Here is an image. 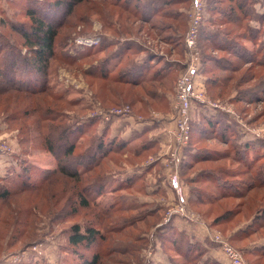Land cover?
Returning a JSON list of instances; mask_svg holds the SVG:
<instances>
[{"label":"rangeland","instance_id":"374dc122","mask_svg":"<svg viewBox=\"0 0 264 264\" xmlns=\"http://www.w3.org/2000/svg\"><path fill=\"white\" fill-rule=\"evenodd\" d=\"M137 1L87 0L79 4L69 16L64 17L59 26L58 49L68 51L72 55L81 48H90L91 52L90 56L78 62L65 60L61 54L56 56L50 65V83H57L58 88L66 92L65 98L72 100L75 104L69 109L65 108L61 117L64 124L68 126L87 119L88 114L95 107L104 110L123 106L130 108L129 117L118 118L119 123L115 125L117 128L115 132H112L115 126L113 128L107 126L116 122L115 120L106 124L98 119L99 122L95 123L94 129L92 127V130L83 138L90 139L93 134L97 138H117L129 142L124 155L115 157L117 158L116 162L114 160L108 162L110 158L105 161L103 173L109 175L110 179H123L133 174H141L144 178V186L150 192L149 187H153L158 178L163 177L168 181V172L164 164L170 161V156L167 158L163 155L168 142L167 140L162 141L161 134L174 127L173 123L168 122V119L173 114V104L176 102V81L191 55L186 49V38L188 29L192 25L190 12H192L193 0H139V3ZM250 1L253 4L250 16L233 26L234 18L222 20L226 10H229L227 0H200L199 20L195 24L196 53L194 52V55L200 61L197 78L200 91L197 93L201 94L206 102L191 101L190 122L193 123L194 130L191 143L196 149L188 151V147L186 148L188 155L189 153L190 155L194 154L195 150H198V153L213 152L211 153L213 155H217V152L225 153L224 156L227 157L221 155L225 159L192 164L193 170L188 171L186 175L196 176L195 172L198 171L205 175L204 172H209L207 170L210 168L222 166L226 171H224L223 177L220 176V180L231 185L237 184L236 187L240 188V191L238 190L240 193L224 197L218 194L213 204H198L194 208L190 205V198L187 199L190 197V188L180 172L182 164L188 162L187 155L181 158L176 172L182 181V183L179 181V185L182 189L185 210L198 217L202 227L208 229L207 233H219L241 254L246 264H264V254L263 259L258 260L253 256V250H261V248L263 250L264 247V226L256 230L254 221L258 212H264V188L244 191L239 184L250 185L252 180L246 168L242 164H236L232 158L236 145L239 147L244 144L264 142V57L263 55L259 57V64L262 66L258 67L253 62H249L250 55L243 53L245 61L241 62L240 69L236 73H226L233 79L230 82L231 88L228 89V93L223 94L221 98H212L204 84L206 80L204 69L214 66L212 63H217L219 69L220 65H227L225 64L227 60L237 64L236 59L231 55L235 47H231L228 42L235 43V46L241 45L250 53L264 46L262 43L264 39V0ZM172 2H177V4H172ZM233 4L231 3V6H234ZM124 8L127 9L126 12L120 10ZM27 21L20 0H0V34L5 32L14 43L19 45L20 40L17 35L11 32L10 24L18 26ZM246 28L247 32L250 30L251 33H257L256 36L261 33L260 40L252 39L253 41H250L247 39ZM223 33L228 36L229 40L225 39ZM206 36H210L209 38L214 42L223 43L224 46H227L226 49L223 51L210 49L203 53V44L206 40L208 42ZM61 38L64 39L62 42ZM261 51L263 52V50ZM24 54L25 50L23 49L21 55ZM235 69H237L236 66ZM99 70L109 71L107 82L93 79ZM162 71H166L168 74L163 77ZM210 71L213 73H208V76L216 75L217 71L211 69ZM132 73L142 74L139 80H135V78L133 80L138 84L125 83L126 78L130 77ZM243 73H246L247 76L243 77ZM9 74L12 76V73ZM120 81L124 83H120ZM146 89L157 90L154 93L157 98L151 99L145 95ZM30 98L43 100V96L40 97V95ZM102 101L109 107L101 106ZM123 102L131 104V106L116 107ZM15 106H17L15 98L0 97V176L6 179L13 178L17 174H22L23 167L28 165L32 166L37 174H40V171L54 170L56 161L49 152L41 149L40 141L32 143L28 140L21 141L22 133L15 126V122L6 121V116L10 113L5 112L6 114H4V109ZM218 115L221 126L227 124L234 130L228 137L229 141L217 137L218 127L216 124L208 127L202 119L206 118L217 122ZM105 126L108 127L107 134H104ZM191 129L190 124V134ZM128 131L129 134L126 135ZM142 133L144 134L143 139H134V136H139ZM145 138L149 143H153V149L145 150L138 157L128 155L129 151L143 143ZM2 146H7L9 150L4 152L1 149ZM260 150L262 151V148ZM172 172L175 173L174 170ZM39 181L40 176L38 175L31 179L34 185L37 184V189L40 188L39 192L12 196L4 200V202H8L9 209L0 207V218L8 217L12 211L14 220L22 222L26 210L35 213L36 217L33 231L27 227L24 230L22 223L17 222L14 229L18 232L24 230V235L16 236L11 242L12 245H7V248L0 251V264H75L79 254L83 253L82 249H78L76 252L69 246L67 242L69 227L77 222L82 225L90 223L93 220L94 212H91L90 209H80L72 219L66 221L53 219L49 212L52 208L54 213L59 212L58 197L68 185L62 179L46 183L45 181L39 183ZM200 186L206 191L213 192L210 182H205ZM110 187L111 182L107 183L106 190L108 191ZM200 192L202 195V191ZM126 194L138 196L140 203L150 206L147 210L160 208L161 224L167 223L174 217L167 218L169 209L179 206L177 197L168 201L167 197L144 196L135 191H127ZM112 197L108 192L104 193L97 199L96 206L104 211H109L113 202ZM218 217L220 218L218 219ZM178 218L181 222L175 223L176 228L179 232H183L181 229L186 226L182 221L184 218L181 216ZM28 220L35 221V218ZM176 220L174 219V222ZM186 222L191 225L188 220ZM211 222H213V227L209 226ZM4 227L0 223V244L5 234ZM160 227L158 226V229L156 227L148 228L143 234L147 244L140 252L143 258L142 264H164V254L167 255L168 252L160 242L159 235L163 232ZM245 231L255 232L249 238L243 239L244 237L241 235ZM207 233L200 239L201 241L196 238L197 242L202 243L206 254L211 250L220 254L218 244L211 241ZM232 235L234 237L230 240ZM237 238L239 241H236ZM35 248L36 250H34ZM93 251L94 248L88 251V254L90 255Z\"/></svg>","mask_w":264,"mask_h":264},{"label":"trees","instance_id":"16d2710c","mask_svg":"<svg viewBox=\"0 0 264 264\" xmlns=\"http://www.w3.org/2000/svg\"><path fill=\"white\" fill-rule=\"evenodd\" d=\"M86 1L52 0L38 2L37 0H20L24 15L28 21L18 26L10 24V30L18 36L20 44L14 43L5 32L0 34V97L5 99L15 98L17 100V106L4 109V114H6L5 112L10 113L6 116V121L15 122V126L22 133L21 141L28 140L32 143L39 140L41 149L49 152L56 161L54 170L40 171V174H37L35 169L28 165L23 167L22 174H17L13 178L6 179L0 176V207L9 209L8 202H4V200L12 196L39 192L40 188L37 189V184L34 185L31 182L32 177L36 175L40 176L39 183L62 179L68 187L58 197L57 206L60 204L59 212L54 213L52 208L49 212L52 215L51 217L66 221L77 215L80 209H90L91 212H94V217L92 215L93 220L90 223L82 225L77 222L69 227V235L67 237L69 246L76 252L78 249L83 251V253L79 254L78 261L75 264H142L143 258L140 252L147 244L143 234L146 233L148 228L156 227L158 229V226L162 227L160 228L163 232L159 237L162 246L168 252L166 254L169 264H220L206 258V251L202 243L197 242L198 239L188 236L184 230L183 232L177 230L176 225L173 223L174 217L167 223L161 224L160 208L156 207L152 210H147L150 206L146 203H140L138 196L126 194L127 191H135L137 194L144 196L160 197L164 195L162 190L154 193L148 192L147 187L143 183V175L133 174L123 179H110L109 175L103 173L105 161L110 158L108 162H113L112 160L116 162L117 158L115 157L124 155L126 145L129 142L117 138H97L93 134L90 139L83 138L92 130V127L94 129L95 123L99 122L98 119L87 118L81 122L77 121L71 126L64 124L61 119L65 108L69 109L75 104L72 100L65 98L66 92L58 88L57 83H50V65L52 60L60 54L65 60L71 62L82 61L87 56H90V48H81L74 55L68 51L58 49V32L62 19L69 16L79 4ZM227 1L229 10H226L223 21L228 18H234L232 24L236 26V24L243 22L250 16L249 13L252 11L253 5L250 0ZM137 2L139 3V0ZM231 3H234V6H231ZM172 4H177V2H172ZM120 10L126 12L127 9ZM223 34L225 39L229 40L228 36L225 33ZM256 34L248 30L247 39L250 41L260 40L259 36L261 37V33L257 36ZM209 37L206 36L208 42L206 40L203 44V53L210 49L216 51L226 49L225 47L227 46H224L223 43L214 42ZM63 40V38L60 39L61 42ZM228 43L231 44V47H235L232 54H230L236 59L237 64L227 60L225 63L227 65H220V69L217 63H212L214 66L204 69L206 76L204 84L212 98H221L223 94L228 93V89L231 88L230 82L233 78L230 75H226V73H236L240 69L241 62L244 63L243 61L245 60L243 58L245 55L251 56L250 63L253 62L258 67L262 66L259 64L258 59L261 55L264 57V46L262 47L263 49L252 50L251 54L241 45L235 46V43ZM262 43H264V39ZM23 49L25 54L21 55ZM243 53L245 54L244 56L242 55ZM235 66L237 69H235ZM210 69L217 71L216 75L208 76V73H213ZM166 71H162L163 77L168 74ZM108 72V70H99L93 79L107 82ZM9 73H12V76ZM141 75L140 73H132L130 74L132 78L128 76L125 83L129 85L138 84L137 82L134 83L133 80L134 78L139 80ZM246 76L247 74L243 73V77ZM141 81L143 82L144 80ZM122 82L120 81V83ZM150 90L146 89L145 95H148L151 99H156L157 96L154 93L157 90ZM35 95L43 96V100L39 101L40 98L38 100L30 98ZM100 104L105 108L109 107L104 105L103 101ZM123 105L131 106V104L123 102L116 105V107ZM202 119L208 127L216 124L218 127L217 137H222V139L229 141L228 137L231 131L234 130L227 124H222V126L224 125L222 128L220 116L217 122L211 119ZM190 124L192 129L187 146L188 151L195 148L191 143L194 131L193 123L190 122ZM107 126L109 127V125ZM107 126L104 128V134H107ZM143 135V133L139 136L136 135L134 139H143ZM153 146V143H149L145 138L144 142L137 145L136 148L134 147L133 150L131 149L128 155L138 157L145 150H151ZM239 147L235 146L233 161L236 164H242L252 180L250 185L241 183L239 184L240 187L246 192L264 188V142L249 143ZM186 148L182 155L184 157L187 155L188 162L182 164L183 167L180 172L190 188L189 200L191 207L195 208L198 204L211 205L217 199L218 194L224 197L240 193V188L236 187L237 184L231 185L220 180V176L223 177L225 175V167L210 168V170H207L209 172H204L205 175L199 173V171L195 172L196 176L186 175L188 171L193 170L192 164L215 162L222 159L225 153L217 152V156L216 154H211L213 152L202 151L203 153H198V150H195L194 154L190 155L189 153L188 155ZM260 148H262V151ZM110 182L111 187L107 191L106 185ZM205 182L212 184L213 192L200 188V185ZM135 187L138 189H134ZM200 191H202V195ZM106 192L113 196L109 211H104L96 206L97 199ZM140 209L142 210L140 211ZM12 214L13 212L11 211L8 217L0 218V223L5 226L3 229L5 234L0 244V251L7 248V245H12L11 242L16 236L22 237L24 235L23 231L26 230L25 227L31 228V231L35 229L36 217L32 211L26 210L24 212L22 222H18L17 219L14 220L15 217ZM29 218H35V221L28 220ZM254 221L256 230L262 228L264 226V212H258ZM17 222L22 223L24 230L18 232L14 229L15 225L18 224ZM212 223L209 224L210 227L214 226ZM253 232L245 231L241 237L247 239ZM233 237L234 235L230 236V240ZM236 241H239V239L237 238ZM92 248H94V251L89 255L88 251ZM263 251L264 247L263 250L262 248L261 250H253V256L256 260L263 259Z\"/></svg>","mask_w":264,"mask_h":264},{"label":"built area","instance_id":"2783aa9c","mask_svg":"<svg viewBox=\"0 0 264 264\" xmlns=\"http://www.w3.org/2000/svg\"><path fill=\"white\" fill-rule=\"evenodd\" d=\"M191 10V23L192 25L188 29L186 38V49L191 53L188 60L183 66L182 73L175 84L176 102L173 104V114L168 119L169 123H173L174 127L171 130L163 131L162 141L167 140L168 144L164 149V156H170V161L165 165V169L168 172V183L172 189L176 191V197L179 200L178 208H170L167 213V218L170 216H181L189 222L201 224L197 216H194L191 212H187L183 207L184 200L182 198L181 188L179 185V178L176 172L178 164L182 158L183 151L189 144L190 140V117H191V101H200L205 103V98L197 93L198 89L197 78L200 71V61L197 56L194 55L195 51V24L199 20V9L201 7L200 0H193ZM190 23V24H191ZM218 107V106H215ZM93 112V113H92ZM92 112L88 114V118H97L104 123H110L118 118H127L130 116V108L123 106L112 110H104L98 107L93 108ZM234 114V113H233ZM161 141V142H162ZM1 149L7 152L9 149L7 146H2ZM167 160V159H166ZM169 170V171H168ZM175 171L173 173L172 171ZM166 218V219H167ZM165 219V220H166ZM208 237L215 244H218L221 253L225 256L228 264H246L241 254L234 249L219 233H207ZM36 250V248L34 249Z\"/></svg>","mask_w":264,"mask_h":264},{"label":"crops","instance_id":"0c3cea01","mask_svg":"<svg viewBox=\"0 0 264 264\" xmlns=\"http://www.w3.org/2000/svg\"><path fill=\"white\" fill-rule=\"evenodd\" d=\"M115 121L116 122L109 124L110 128H113L116 124L118 125L119 120L117 119ZM116 129L117 128L115 126V129H112V132H115ZM128 134H129V131L126 133V135H128ZM179 181H181V180L179 179ZM181 183H182V181H181ZM154 184L155 185H153V187L152 186L149 187L150 188L149 191L151 193H154L158 190H162L164 192V195L161 197H167L168 201L174 200V198L176 197V191L170 187L167 180H164L163 177H161V178H158V180H156L154 182ZM181 193H182V189H181ZM185 193H186V191H185ZM187 199H189V197ZM174 219H177L176 222H173L174 224L181 222L180 218H178V216H176V215H174ZM174 219H173V221H174ZM182 221L185 222L186 226L184 228L181 227L182 228L181 230H184L188 236L193 237L195 239L198 238L199 240L202 239L203 237H205L204 234L207 233L208 229L207 228L204 229L202 227V224L199 225V224L194 223V222H189L191 224V225H189L185 219H182ZM164 256H165V260L163 261V263L169 264L167 255L164 254ZM206 257L212 258L220 264H228V261L225 258V256L221 252H220V254L215 252V250H211L210 253L207 252Z\"/></svg>","mask_w":264,"mask_h":264}]
</instances>
